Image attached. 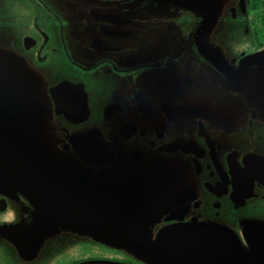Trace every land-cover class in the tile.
<instances>
[{"label": "flooded vegetation", "instance_id": "af4514ba", "mask_svg": "<svg viewBox=\"0 0 264 264\" xmlns=\"http://www.w3.org/2000/svg\"><path fill=\"white\" fill-rule=\"evenodd\" d=\"M42 161L101 178L143 246L40 219ZM197 261L264 264V0H0V264Z\"/></svg>", "mask_w": 264, "mask_h": 264}, {"label": "water", "instance_id": "95a60500", "mask_svg": "<svg viewBox=\"0 0 264 264\" xmlns=\"http://www.w3.org/2000/svg\"><path fill=\"white\" fill-rule=\"evenodd\" d=\"M64 164L42 161L24 174L23 196L39 218L54 227L73 230L105 245L141 248L146 232L123 220L117 197L109 186L98 176L84 170L74 172ZM31 177H36L37 186L42 187L36 191L37 195L31 193ZM41 195L43 197H39ZM48 209L52 210V215ZM154 247L158 249L156 244ZM196 264L201 263L197 261Z\"/></svg>", "mask_w": 264, "mask_h": 264}, {"label": "rangeland", "instance_id": "374dc122", "mask_svg": "<svg viewBox=\"0 0 264 264\" xmlns=\"http://www.w3.org/2000/svg\"><path fill=\"white\" fill-rule=\"evenodd\" d=\"M140 262H142V260H139Z\"/></svg>", "mask_w": 264, "mask_h": 264}]
</instances>
